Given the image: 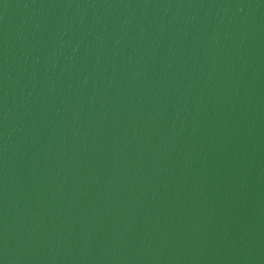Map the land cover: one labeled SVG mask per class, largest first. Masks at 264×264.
Instances as JSON below:
<instances>
[{"label":"water","instance_id":"95a60500","mask_svg":"<svg viewBox=\"0 0 264 264\" xmlns=\"http://www.w3.org/2000/svg\"><path fill=\"white\" fill-rule=\"evenodd\" d=\"M0 264H264V0H0Z\"/></svg>","mask_w":264,"mask_h":264}]
</instances>
